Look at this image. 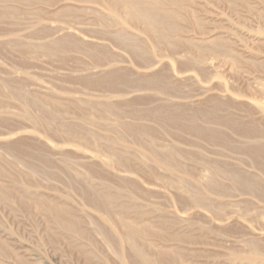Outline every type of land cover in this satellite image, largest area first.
<instances>
[{
  "label": "rangeland",
  "instance_id": "obj_1",
  "mask_svg": "<svg viewBox=\"0 0 264 264\" xmlns=\"http://www.w3.org/2000/svg\"><path fill=\"white\" fill-rule=\"evenodd\" d=\"M173 1L0 0V264H264V0Z\"/></svg>",
  "mask_w": 264,
  "mask_h": 264
},
{
  "label": "bare ground",
  "instance_id": "obj_2",
  "mask_svg": "<svg viewBox=\"0 0 264 264\" xmlns=\"http://www.w3.org/2000/svg\"><path fill=\"white\" fill-rule=\"evenodd\" d=\"M102 1H107V11H109L110 14L115 15L113 17V21L115 23L124 24L126 23V19H128L131 22L140 23L144 26L145 32H148V34H151L154 37H157L158 39L163 40V41H167L171 39L173 37V34L176 32L177 28L175 27V25L165 23V18H164L166 16H177L175 11L166 10L164 8L165 6H169V5L178 6L173 0H169L167 3L162 0H102ZM178 7L180 8V5ZM117 8H120V10L123 12L124 14L123 18L117 15V12H116ZM109 35L112 36V34L110 33ZM112 38L113 39L115 38L116 41H119V43L121 42L123 44L122 46H124V48L127 49V51L131 52V54L137 56L141 53L137 45L131 42L135 39L132 36H129L124 31L122 30L114 31ZM251 140L244 142L246 145V147L243 148L244 150L247 148L253 151V149L255 150V148H257L258 146L261 147L260 141H251ZM241 146H239L238 148L241 149L242 148ZM263 146L264 145H262V147ZM261 148H259V151H261ZM247 149L246 151H248ZM263 150H264V147H263ZM161 151H165V150L163 149ZM254 153H257V151L253 152V154ZM249 154L251 153L249 152ZM156 164L163 166L166 171H171V172L174 171L173 167L168 162V156L167 157L164 156L162 157V159H158ZM217 173H221V172L217 171ZM207 182L209 184H212L214 180L213 178H211V179H208ZM97 197L99 201L98 200L94 201V203L96 204V202H99V205L100 207H102V209H105V210L108 209V206L110 205V199L107 197H100V196H97ZM102 215L104 214H101L100 216L99 215L98 216L100 217L101 221L104 224L108 225L109 223L106 219L107 217L105 218ZM105 216H108V214ZM110 229L111 231H113L111 227ZM131 246L133 247V249H135L133 244ZM136 250H137V258L142 264H152L150 263L149 258L145 254L141 253L138 250V248Z\"/></svg>",
  "mask_w": 264,
  "mask_h": 264
}]
</instances>
